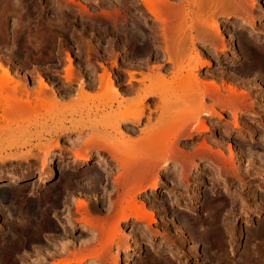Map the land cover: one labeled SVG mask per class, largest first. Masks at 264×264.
<instances>
[{
	"label": "rangeland",
	"instance_id": "374dc122",
	"mask_svg": "<svg viewBox=\"0 0 264 264\" xmlns=\"http://www.w3.org/2000/svg\"><path fill=\"white\" fill-rule=\"evenodd\" d=\"M258 1L251 2L254 8L246 11L240 9L238 1L224 10L213 9L215 16L212 9L208 13L215 17L223 31L220 43L223 52L196 42L203 59L211 62L210 67L200 69V78L243 91L247 103L252 105L247 110H237L235 120L230 110L216 108L221 118L213 114L201 117L209 128L205 136L179 140L180 146H194L207 139L208 143H214L215 149L220 142L223 147L218 148L222 155L196 156L183 177L175 162L161 168L156 188L137 197V203H144L152 215L151 222L130 218L119 220L118 226L115 218L119 205L114 201L117 193L112 176H117L121 170L114 167L113 175L103 172L95 151L88 161L74 160L72 153L78 147H74L72 141L77 140L78 132L48 134L60 117L68 119L69 114L74 118V126L86 125L83 136L91 133L92 125L97 126L99 133L107 134L110 131L105 117L107 111L94 109L102 101L87 103L92 106L89 108L78 99V104L59 111H54L52 106V109H39L27 118L15 116L4 122L8 125L0 123V264H63L66 259L72 260L79 250L95 247L99 231L84 232L86 222L75 221L80 218L76 212L78 199L84 200L90 216L108 221L106 225L112 231L117 230L116 227L121 231H114L119 240L116 238L108 245L101 259L87 258L86 262L264 264V74L250 71L248 61L245 62L248 45L264 52V0ZM135 5L141 9H136ZM142 10L145 9L140 0H0V61L14 78L27 80L29 86H37L39 78H43L60 93L61 100H68L77 91L79 80L83 81L85 90L97 95L95 79L102 73L99 63L110 69L115 55L117 61L112 70L118 77L120 89L128 85L126 70L147 72L152 66H159L168 74L167 55L154 46L162 35L160 24ZM189 26L187 21L185 29ZM67 52L77 72L75 81L71 82L64 78L69 64L65 57ZM89 80L93 81L91 87L85 85ZM182 98L180 109L187 103L185 97ZM147 102L154 109L159 100L152 97ZM157 117L153 112L151 122ZM145 123L144 117L139 128ZM68 124L71 125L66 122ZM122 127L126 132L128 127ZM55 138L63 147L52 149L44 157L39 146L44 147ZM228 143L233 145L231 152ZM27 152L34 155L25 158ZM104 156L114 163L106 153ZM164 157L165 154L157 156V163L161 165ZM49 165L52 175H49ZM10 176L22 179L11 181ZM152 179L143 178L137 187ZM7 188L10 190H5ZM29 219L33 229L27 232ZM86 241L89 246L84 245ZM64 243L71 246L66 249L68 245ZM70 264L77 263L71 261Z\"/></svg>",
	"mask_w": 264,
	"mask_h": 264
},
{
	"label": "bare ground",
	"instance_id": "6f19581e",
	"mask_svg": "<svg viewBox=\"0 0 264 264\" xmlns=\"http://www.w3.org/2000/svg\"><path fill=\"white\" fill-rule=\"evenodd\" d=\"M140 1L145 9L142 11L149 13L153 19L160 24L162 35L161 38H158V44L156 42L157 45L154 43V46L159 48V50H163L167 55V61L170 65L168 67L169 75L166 72H162L159 66H152L147 72L134 69L126 70L125 73L129 78L127 80L128 85L124 89H120L118 77L112 70V66H115L117 61L116 55L114 54L115 56L111 61L110 69L106 68L102 63H99L102 67V73L97 74V78L95 79L97 84L95 88L98 90H96L97 95H91V93L83 87V81L81 82V80H79V87L76 88L77 91H75L68 100H61L60 93L58 94L56 89L54 88V90L51 87V84L49 85L43 78H39L37 86H29L27 80L21 81L14 78V76L10 74L9 68L4 67L0 61V123L2 122L3 125H8L7 123L4 124V122H8L10 119L15 118V116H24L27 118L39 109L43 111L53 106L54 111H59L65 107L68 108L67 106L78 104V99L82 102L84 101L86 105L87 103L90 104L94 101L103 102L97 106L95 104L93 105H95L94 109L96 111H107L105 117L108 119L107 127L110 129L107 134L99 133L96 129L97 126L95 127L92 125L90 127L91 133L87 136H83V130L86 125H84L85 127L83 125L81 127L74 126V118H70L72 115L69 114L70 112H68L69 118L67 119L65 116L60 117L56 124L50 130L48 129V134L59 136L60 134H72L78 132L79 137L77 140L72 141L73 146L78 147L77 149L75 148L72 153L74 160L88 161L92 156L91 153L95 151L97 153L95 154L97 157V164L103 172L113 175L114 167H118L121 170L117 176H112L115 194L117 193V200L114 201L116 202V205H119L115 218L117 222L119 220L128 221L130 218L135 221L148 220V222H151V220H154L151 219L152 215L147 211L145 204L142 202L141 204L137 203V197L140 193L156 188V180L161 168L170 167L171 162H175L180 166V175L183 177L186 173L185 171H187L186 169L190 167L196 156L207 155L216 158L219 154L222 155V152L219 149L220 142H216L219 144L217 145L219 148L217 147L216 149L215 147L213 148L212 144L214 143H208L206 141L207 139H202L200 143H196L194 146H189L187 144L183 146L179 145V140L182 138L193 140L196 135L205 136L204 133L208 131L209 128L201 118L202 116H211L213 114V116L216 115L221 118L222 115L216 110V108L220 110L228 109L232 112L233 119L235 120L237 110H240V108H246L247 110V108L252 105V103H247L246 95H244L245 93L243 91H237L229 84H219L215 80H204L200 78V69L204 66L210 67L211 62L207 59H203V53L196 47V42L201 41L204 45H211L214 47L217 52H223L224 50L220 49V47L223 46V44H220L223 42V31L221 32L218 27V22L214 19L215 10L213 9L216 8L217 10L221 8V10H224L225 7L227 9L228 6L235 5L239 1L241 4L240 9L246 11L252 9L254 6L251 2L258 0ZM249 2L251 4H248ZM12 5L14 4L12 3ZM135 8L141 9L138 5H135ZM211 9L213 10L212 14L214 16L208 14L211 13ZM243 19L250 24V21L246 18L243 17ZM187 21L190 23V26L186 30L185 23ZM230 44H233V42ZM246 52L245 62L248 61L246 63L247 68L250 71L254 72V70H257L264 74V52L253 45H248ZM65 57L69 64L65 68L64 78L68 82H71L75 79L77 72H75V69L71 66L72 57L70 53L67 52ZM204 75L207 76L206 74ZM205 79H207V77ZM89 82L90 80L85 82V85L91 87L93 81ZM78 90L80 92H78ZM183 95L187 100V103L180 109V100ZM152 97H157L159 100L154 109H151V105L147 102ZM87 107L91 108L92 106L87 105ZM196 109H198V111L194 113ZM146 111L147 115H145ZM153 112L156 115L158 114L155 122H151ZM73 114H76L74 110ZM144 117L146 118V123L143 124V127L139 128ZM66 122H70L71 125H66ZM122 125L128 127L126 132L122 131ZM133 125L137 128L135 129ZM234 125L237 126L236 122H234ZM78 143H80V145ZM228 144V150L231 152V150H233V145L230 143ZM63 145L64 144L60 142L58 138H55L46 145L44 144V147L39 146L38 149L41 150L44 157H46L52 152V149L62 148ZM41 147L43 148L41 149ZM221 147H223V145ZM239 151L238 153H241V151ZM104 153L113 160V164L107 161ZM26 154L25 158L34 155L30 152H27ZM160 154H165L166 156L161 165L156 161V157ZM38 157L39 156L37 155V158ZM41 158L42 165L43 157ZM49 167V175H52V166L49 165ZM149 177H153L152 182L150 181L142 187H137L140 180ZM9 179L11 181H18L22 178L21 176H10ZM5 190L10 189L7 188ZM119 190H121L120 193ZM85 205L84 200H77L76 212L80 214V218H76L75 221L86 222L85 227L83 228L84 232L88 231V229H96V231H99V233L96 232L98 234H96L98 237V243L93 248L92 246L91 248H84L83 246L85 244L88 245L89 243L87 241L86 243L84 242L83 246H81L82 244L80 245L84 250L82 249L80 251L78 249L79 251H77L79 253H75L76 255L73 256L72 260L66 259L63 261L65 264H70L71 261L76 262L77 264H83L84 262L86 264H92L90 261L86 262V259H101V256L104 255L103 251H105L108 245L114 243L116 238H118L114 231L116 232L119 227H116L117 230L112 231L113 229H110V227H108L109 225H106L108 222L107 219V222H105L104 219L100 220V218L97 219L90 216ZM105 227H108L109 229ZM32 229L33 223L32 220L29 219L27 220L26 231L30 232ZM104 235L107 236L104 237ZM117 240H119V238ZM65 245H68L67 247L65 246L66 249L71 246L69 244ZM72 254L73 253L70 255ZM258 259H260V257ZM252 263L253 262H251V264ZM51 264L58 263L52 262ZM155 264L158 263L155 262Z\"/></svg>",
	"mask_w": 264,
	"mask_h": 264
}]
</instances>
